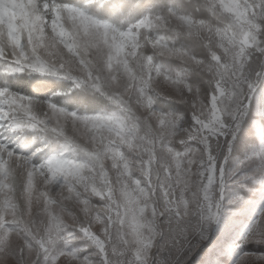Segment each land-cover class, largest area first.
Masks as SVG:
<instances>
[{
	"label": "snow or ice",
	"instance_id": "1",
	"mask_svg": "<svg viewBox=\"0 0 264 264\" xmlns=\"http://www.w3.org/2000/svg\"><path fill=\"white\" fill-rule=\"evenodd\" d=\"M256 96L264 0H0V264H264Z\"/></svg>",
	"mask_w": 264,
	"mask_h": 264
},
{
	"label": "rangeland",
	"instance_id": "2",
	"mask_svg": "<svg viewBox=\"0 0 264 264\" xmlns=\"http://www.w3.org/2000/svg\"><path fill=\"white\" fill-rule=\"evenodd\" d=\"M261 104H264V100H262L260 96L253 98L252 108L254 110V120L252 121V131L257 137H259L261 128L264 127V118H261L256 114L257 106ZM244 158L245 153L242 151H237L235 155L225 163V168L231 169L232 167H235V165L239 164L242 160H244ZM227 188L232 191H238L248 197L245 202H240L233 206L234 218L239 222V225L234 232V238L238 240L239 234L243 231L244 226L251 223L252 220L256 218L262 198L259 192L248 193L244 188L237 184L228 185ZM229 264H231L230 259Z\"/></svg>",
	"mask_w": 264,
	"mask_h": 264
},
{
	"label": "trees",
	"instance_id": "3",
	"mask_svg": "<svg viewBox=\"0 0 264 264\" xmlns=\"http://www.w3.org/2000/svg\"><path fill=\"white\" fill-rule=\"evenodd\" d=\"M165 3H176L177 0H164Z\"/></svg>",
	"mask_w": 264,
	"mask_h": 264
}]
</instances>
